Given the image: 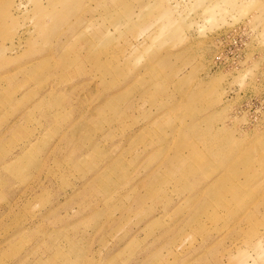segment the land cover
Instances as JSON below:
<instances>
[{"label":"rangeland","instance_id":"1","mask_svg":"<svg viewBox=\"0 0 264 264\" xmlns=\"http://www.w3.org/2000/svg\"><path fill=\"white\" fill-rule=\"evenodd\" d=\"M0 264H264V0H0Z\"/></svg>","mask_w":264,"mask_h":264}]
</instances>
